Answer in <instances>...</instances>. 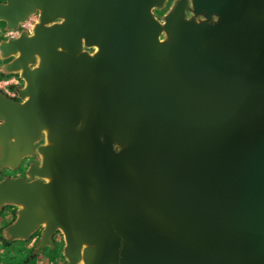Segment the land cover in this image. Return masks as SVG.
Returning <instances> with one entry per match:
<instances>
[{
	"label": "water",
	"instance_id": "obj_1",
	"mask_svg": "<svg viewBox=\"0 0 264 264\" xmlns=\"http://www.w3.org/2000/svg\"><path fill=\"white\" fill-rule=\"evenodd\" d=\"M165 1L0 3L11 29L40 13L0 48L26 82L0 93L3 159L49 143L0 206L15 238L61 229L71 264H264V0H192L200 23L178 0L161 25Z\"/></svg>",
	"mask_w": 264,
	"mask_h": 264
},
{
	"label": "rangeland",
	"instance_id": "obj_2",
	"mask_svg": "<svg viewBox=\"0 0 264 264\" xmlns=\"http://www.w3.org/2000/svg\"><path fill=\"white\" fill-rule=\"evenodd\" d=\"M8 1L4 0L2 3ZM177 1L166 0L161 8L152 10L153 16L161 25L164 24L165 17ZM187 4L189 11L192 12V0H187ZM39 18L40 13L36 11L13 29L8 28L5 22L0 21V48L11 39L22 35H33L34 29L40 25ZM160 39H166L164 32ZM85 51L89 55H94L97 48H89ZM15 58H17V54L3 56L0 52V93L9 99L12 98L8 94H14L13 100L22 102L24 99L20 98V92L26 87V82L23 79L22 70L16 71L10 68ZM37 66L38 61L29 65V68L33 69ZM48 144L47 130H45L39 141L34 144L33 153L20 159L16 165H8L0 150V183L8 178H24L31 166L39 165L42 162L43 155L40 149ZM21 209L20 206L13 204L0 206V264H71L66 254V239L61 229H55V241L50 240L47 243L43 242L45 224L40 225L24 238H15L12 235L11 227L16 222ZM76 264H83V262Z\"/></svg>",
	"mask_w": 264,
	"mask_h": 264
},
{
	"label": "flooded vegetation",
	"instance_id": "obj_3",
	"mask_svg": "<svg viewBox=\"0 0 264 264\" xmlns=\"http://www.w3.org/2000/svg\"><path fill=\"white\" fill-rule=\"evenodd\" d=\"M191 14V15H190ZM189 15V16H188ZM186 19H193V20H195V22H197V23H200V22H204V21H206V18H205V15L204 14H200V15H196L193 11L192 12H190L189 10L188 11H186ZM215 21H217V18L216 17H211L210 19H209V22H215ZM58 22H60V21H56L55 23H58ZM167 36V35H166ZM167 38V37H166ZM162 40V39H161ZM162 41H164V40H162ZM91 48H93V47H91ZM84 49V50H83ZM85 49H89V48H87V47H82V52H86L85 51ZM87 53V52H86ZM41 164L42 163H40L39 165H36V166H41ZM23 179H25L26 181H28V182H31V181H34V180H41V181H44V179L43 178H40V177H31L30 175H29V170H28V172H27V174L24 176V178ZM56 235V233H55V231L51 234V236H50V240L51 241H55V238H54V236Z\"/></svg>",
	"mask_w": 264,
	"mask_h": 264
},
{
	"label": "built area",
	"instance_id": "obj_4",
	"mask_svg": "<svg viewBox=\"0 0 264 264\" xmlns=\"http://www.w3.org/2000/svg\"><path fill=\"white\" fill-rule=\"evenodd\" d=\"M12 99L15 98L14 94H8Z\"/></svg>",
	"mask_w": 264,
	"mask_h": 264
},
{
	"label": "clouds",
	"instance_id": "obj_5",
	"mask_svg": "<svg viewBox=\"0 0 264 264\" xmlns=\"http://www.w3.org/2000/svg\"><path fill=\"white\" fill-rule=\"evenodd\" d=\"M4 2V0H0V3Z\"/></svg>",
	"mask_w": 264,
	"mask_h": 264
},
{
	"label": "trees",
	"instance_id": "obj_6",
	"mask_svg": "<svg viewBox=\"0 0 264 264\" xmlns=\"http://www.w3.org/2000/svg\"><path fill=\"white\" fill-rule=\"evenodd\" d=\"M27 263V262H26Z\"/></svg>",
	"mask_w": 264,
	"mask_h": 264
}]
</instances>
